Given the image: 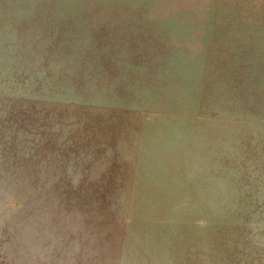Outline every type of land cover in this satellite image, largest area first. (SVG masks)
Masks as SVG:
<instances>
[{"label": "rangeland", "instance_id": "374dc122", "mask_svg": "<svg viewBox=\"0 0 264 264\" xmlns=\"http://www.w3.org/2000/svg\"><path fill=\"white\" fill-rule=\"evenodd\" d=\"M0 264H264V0H0Z\"/></svg>", "mask_w": 264, "mask_h": 264}]
</instances>
